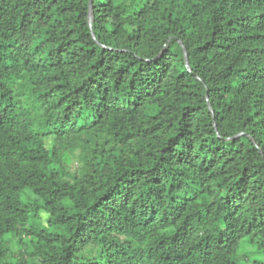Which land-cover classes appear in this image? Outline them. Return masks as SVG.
<instances>
[{
	"label": "trees",
	"instance_id": "1",
	"mask_svg": "<svg viewBox=\"0 0 264 264\" xmlns=\"http://www.w3.org/2000/svg\"><path fill=\"white\" fill-rule=\"evenodd\" d=\"M243 239L264 255V0H0V264Z\"/></svg>",
	"mask_w": 264,
	"mask_h": 264
},
{
	"label": "rangeland",
	"instance_id": "2",
	"mask_svg": "<svg viewBox=\"0 0 264 264\" xmlns=\"http://www.w3.org/2000/svg\"><path fill=\"white\" fill-rule=\"evenodd\" d=\"M43 220L46 219V215L42 214ZM28 238H24L27 241ZM11 249L15 250L16 246L12 243ZM238 256L240 258V264H251V261L254 259L264 261V255L262 253L255 252L250 244L243 239L239 243V248L237 250Z\"/></svg>",
	"mask_w": 264,
	"mask_h": 264
},
{
	"label": "water",
	"instance_id": "3",
	"mask_svg": "<svg viewBox=\"0 0 264 264\" xmlns=\"http://www.w3.org/2000/svg\"><path fill=\"white\" fill-rule=\"evenodd\" d=\"M88 24H89L90 31L92 33V30H91V25H92V11H91V4L90 3H89ZM92 35H93V33H92ZM183 54H184L185 64L188 67L187 57H186V53H185V49L184 48H183ZM206 100H207V96H206ZM208 107H209L210 111H212L211 110V107L209 106V104H208Z\"/></svg>",
	"mask_w": 264,
	"mask_h": 264
}]
</instances>
